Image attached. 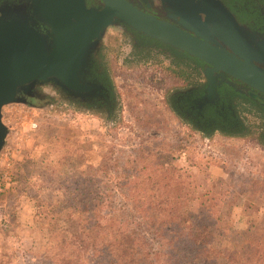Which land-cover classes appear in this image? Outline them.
Returning a JSON list of instances; mask_svg holds the SVG:
<instances>
[{"label":"rangeland","instance_id":"rangeland-1","mask_svg":"<svg viewBox=\"0 0 264 264\" xmlns=\"http://www.w3.org/2000/svg\"><path fill=\"white\" fill-rule=\"evenodd\" d=\"M129 43L111 27L100 44L117 91L108 113L60 100L4 106L0 264H165L167 233L151 215L189 218L175 230L180 247L191 242L188 232L202 238L210 231L220 250L210 262L264 264L258 125L236 135L207 134L173 117L164 96L177 74L161 54L133 57ZM212 157L222 167H212ZM98 209L101 226L121 233L94 239L98 229L87 217ZM96 243H106L104 254Z\"/></svg>","mask_w":264,"mask_h":264},{"label":"water","instance_id":"water-1","mask_svg":"<svg viewBox=\"0 0 264 264\" xmlns=\"http://www.w3.org/2000/svg\"><path fill=\"white\" fill-rule=\"evenodd\" d=\"M99 1L88 6L86 0H25L1 9L0 153L9 132L4 106H37L21 90L49 84L83 99L102 89L87 75L111 27L157 39L264 93V36L241 24L223 0H158L167 19L130 0Z\"/></svg>","mask_w":264,"mask_h":264},{"label":"flooded vegetation","instance_id":"flooded-vegetation-1","mask_svg":"<svg viewBox=\"0 0 264 264\" xmlns=\"http://www.w3.org/2000/svg\"><path fill=\"white\" fill-rule=\"evenodd\" d=\"M25 0H0V11L8 6L21 4ZM145 11L167 19V15L158 0H130ZM235 14L238 21L254 33L264 36V0H223ZM88 6L98 5L99 0H86ZM1 13V12H0ZM127 35L129 52L137 57L140 52L161 54L168 62V67L177 74L173 86L167 89L164 101L173 117L192 123L203 133L239 134L249 131L256 125L259 143L264 145V93L251 87L242 80L223 70H215L202 59L184 51L172 49L167 44L132 30L122 29ZM88 79L93 80L102 89L97 90L92 98L76 99L59 88L46 84L37 86L32 91L21 90L19 95L35 101H46L51 106L58 100L63 103L77 104L82 109L93 110L102 115L113 108L117 91L115 82L104 61L102 46L94 50L90 62ZM184 81L180 85L179 80ZM177 82H176V81ZM215 81V90L210 89ZM53 91L47 96L43 91ZM36 91V94H35ZM47 97V99H45ZM249 117L258 119L255 124L248 122ZM191 124V125H192Z\"/></svg>","mask_w":264,"mask_h":264},{"label":"trees","instance_id":"trees-1","mask_svg":"<svg viewBox=\"0 0 264 264\" xmlns=\"http://www.w3.org/2000/svg\"><path fill=\"white\" fill-rule=\"evenodd\" d=\"M94 213L95 216L93 218L90 216L87 218L93 221V223L96 224L94 227L98 229L96 232L97 235L96 237H94L96 241H105L113 238L115 234L121 233L119 228L112 227L111 225L107 227L101 226L100 221L102 219L101 217L102 215L100 214V210L98 211V213H96V211H94ZM197 217L194 219L197 220ZM148 219L151 220V222L155 224L156 227L158 226L159 228H161L160 227L161 225L163 228V232L165 231L167 233V238H168L167 240L169 242V246L167 247L165 253V262H164L165 264H210V263L227 264L226 262H220L219 260L217 262H210L211 259L210 254L216 251L218 252L220 250L217 249V247L213 246L212 244L213 241L210 240L211 232L208 230L203 235L202 238L195 237L198 231H194L193 234L191 232H188L187 234H185V236L186 238L190 239L191 242L186 247L179 246V240L181 238L179 235H177L178 233L175 230L178 228L180 229L183 223L186 225L188 223L189 218H184V217L181 218L182 220L181 223L177 221L178 220L177 218H173V217H168L167 219L160 220V218L151 215L148 217ZM191 236H192V240H191ZM214 238L215 237H213V240ZM133 244L134 243H132V246H128V248L135 253V247ZM197 244H198V248L195 249ZM127 245H130V243H127V241H124V244H122V246H127ZM93 246H95L94 249L96 250V252L98 251L97 253L104 254V252L100 249H104L106 247V243H102L101 245L97 244V246L96 245ZM111 246L113 248V244H111ZM187 247H190V249H187ZM109 262L111 264L110 260Z\"/></svg>","mask_w":264,"mask_h":264},{"label":"crops","instance_id":"crops-1","mask_svg":"<svg viewBox=\"0 0 264 264\" xmlns=\"http://www.w3.org/2000/svg\"><path fill=\"white\" fill-rule=\"evenodd\" d=\"M256 154H259V155H260L261 152H260L259 150H256ZM261 155H262V154H261ZM212 158H213V159H212L213 161H212V163H211V166H212V167H217V168H218V167H222V166H221V163H220V162H222L221 160H218V159H216V158H214V157H212Z\"/></svg>","mask_w":264,"mask_h":264},{"label":"built area","instance_id":"built-area-1","mask_svg":"<svg viewBox=\"0 0 264 264\" xmlns=\"http://www.w3.org/2000/svg\"><path fill=\"white\" fill-rule=\"evenodd\" d=\"M35 124V123H34Z\"/></svg>","mask_w":264,"mask_h":264}]
</instances>
